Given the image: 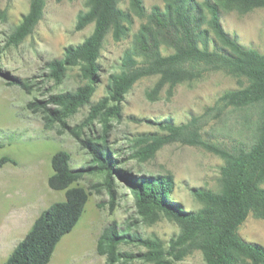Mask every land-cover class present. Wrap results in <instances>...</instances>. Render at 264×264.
Instances as JSON below:
<instances>
[{"label":"trees","instance_id":"obj_1","mask_svg":"<svg viewBox=\"0 0 264 264\" xmlns=\"http://www.w3.org/2000/svg\"><path fill=\"white\" fill-rule=\"evenodd\" d=\"M119 1L87 0L88 9L79 14L76 27L94 21L92 32L81 42L67 45L61 58L47 64L51 75L59 81L67 67L80 63L82 74L89 82L27 103L30 110L41 113L44 128H51L54 123L67 127L80 147L90 154L91 163L71 167L69 152L59 149L53 153L47 184L51 189L63 190L64 199L52 202L38 214L5 263L48 264L56 244L75 226L88 200L89 191L78 180L85 173L103 172L110 208L114 202L112 179L115 177L128 189L139 214L148 223L162 213L180 228L165 246L156 236L120 228L112 220L104 225L96 240V252L104 256L105 264L129 262L135 257L150 264H173L193 249L202 252L205 264H264V245L248 241L237 232L249 212L264 220V52L239 43L220 21L221 10L226 5L252 9L264 7V0H162L163 5L153 6L148 14L149 23L134 34L132 50L124 53L127 74L113 76L109 94L91 104L82 123L69 128L66 118L89 103L94 91L96 60L105 34L111 26L123 25L122 20L129 19L117 6ZM130 2L142 9V0ZM42 5L43 0H30L28 12L9 35L10 43H18L31 32L40 18ZM160 42L166 49L164 53ZM137 56L141 57L140 63L133 64ZM214 70L233 77L236 87L222 91L200 115H192L179 124L161 123L162 133L133 138L130 156L140 160L170 142L201 146L222 159L218 178L221 190L196 188L193 193L202 206L187 210L171 197L174 189L171 174H137L118 165L119 160L107 148V122L109 116L119 115L120 108L107 103L109 99L120 101L126 88L145 74L157 76L156 87H171ZM214 110L217 115L226 110L240 112L236 120L247 129L246 135L223 144L205 138L201 121H207ZM94 118L102 122V131L83 134V127ZM8 160V156L0 157V165ZM98 185H93L97 191ZM121 243L137 244L144 250L121 251Z\"/></svg>","mask_w":264,"mask_h":264},{"label":"rangeland","instance_id":"obj_2","mask_svg":"<svg viewBox=\"0 0 264 264\" xmlns=\"http://www.w3.org/2000/svg\"><path fill=\"white\" fill-rule=\"evenodd\" d=\"M30 0H0V157L10 160L0 165V220L10 221V213L16 214L26 206L37 211L64 199L63 190L51 189L47 178L51 174L50 158L59 149L70 154L71 167L91 163L90 154L72 136L69 129L58 123L44 128L40 112H34L27 103L45 99L49 94L74 90L89 82L82 74V66L76 63L66 68L61 80L56 81L47 64L63 55L69 44L81 42L93 30L94 21L76 27L78 16L88 9L87 0H43L40 18L30 33L18 43H10L9 35L29 10ZM142 9L130 0H120L117 6L128 15L120 26L114 25L105 34L99 47L93 82L94 91L89 103L80 106L66 118L69 128L82 123L88 116L91 104L107 96L113 76L127 74L125 51L132 50L134 34L143 24L149 23L148 14L162 0H142ZM221 24L234 34L242 45L264 52V7L240 9L226 5L221 10ZM160 41V40H159ZM160 42L162 52H166ZM137 56L135 63H140ZM156 75L145 74L136 78L125 90L120 101L109 99L107 106L118 105V116L108 117L109 152L119 160V166L133 173H168L174 180L171 197L187 210H196L202 202L193 190L220 191L218 181L222 159L201 146L170 142L158 147L144 160L131 157L133 138L147 133L163 132L162 123L179 124L192 115H200L224 90L236 87L233 77L221 70L208 71L203 75L182 81L175 86L156 87ZM240 112L228 110L217 115L211 111L207 121H201L204 137L217 143L242 139L247 129L236 120ZM212 126V127H211ZM103 124L98 118L83 127V134L92 130L100 133ZM103 172L85 173L78 184L89 191L84 210L68 233L56 244L48 264H105L103 255L96 252V240L101 229L114 220L120 228H129L143 236L159 238L167 246L180 228L162 213L151 223L139 214L128 189L117 179H112L114 202L109 207L110 196L104 184ZM98 183V191L93 187ZM264 187V183L262 184ZM3 224H0V228ZM12 233V241L2 247L0 238V264H6L7 255L25 233ZM15 230V228H13ZM23 230V231H22ZM238 234L264 245V220L249 212L239 225ZM16 241V242H15ZM14 243V244H13ZM119 250L137 253L143 246L121 243ZM119 264H150L137 257ZM173 264H205L202 252L193 249Z\"/></svg>","mask_w":264,"mask_h":264},{"label":"crops","instance_id":"obj_3","mask_svg":"<svg viewBox=\"0 0 264 264\" xmlns=\"http://www.w3.org/2000/svg\"><path fill=\"white\" fill-rule=\"evenodd\" d=\"M35 210H36L35 206H33L32 208L30 206H26L23 210L17 212L16 214L10 213V215H9L10 221L9 222L5 223V222H2V220H0V224H3V226L0 228V238L3 235L5 236L2 239V242H3L2 247L7 246L5 244L8 243V241H10L12 239V233L14 231H20L23 228V223L25 224V228L23 229V230H25L24 235L26 234V232L29 230V228L33 224V222L36 219V217L38 216V214L42 211V210L38 209L39 211H37V213H35ZM13 228H15V230H13ZM13 241L11 240L10 243ZM14 246H12L11 251L13 250Z\"/></svg>","mask_w":264,"mask_h":264}]
</instances>
